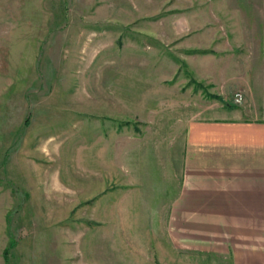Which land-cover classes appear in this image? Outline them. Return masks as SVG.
I'll return each mask as SVG.
<instances>
[{
  "label": "rangeland",
  "instance_id": "rangeland-1",
  "mask_svg": "<svg viewBox=\"0 0 264 264\" xmlns=\"http://www.w3.org/2000/svg\"><path fill=\"white\" fill-rule=\"evenodd\" d=\"M260 56L264 0H0V264H228L168 237L151 154Z\"/></svg>",
  "mask_w": 264,
  "mask_h": 264
},
{
  "label": "crops",
  "instance_id": "crops-1",
  "mask_svg": "<svg viewBox=\"0 0 264 264\" xmlns=\"http://www.w3.org/2000/svg\"><path fill=\"white\" fill-rule=\"evenodd\" d=\"M211 57H196L195 74L213 86L219 73ZM253 66L236 74L241 105L223 99L203 111L200 99L177 126L155 133L151 154L152 179L164 193L172 189L168 237L180 250L223 255L228 264H264V59Z\"/></svg>",
  "mask_w": 264,
  "mask_h": 264
},
{
  "label": "built area",
  "instance_id": "built-area-1",
  "mask_svg": "<svg viewBox=\"0 0 264 264\" xmlns=\"http://www.w3.org/2000/svg\"><path fill=\"white\" fill-rule=\"evenodd\" d=\"M233 103L236 105H241L243 103V95L241 92L234 93Z\"/></svg>",
  "mask_w": 264,
  "mask_h": 264
},
{
  "label": "trees",
  "instance_id": "trees-1",
  "mask_svg": "<svg viewBox=\"0 0 264 264\" xmlns=\"http://www.w3.org/2000/svg\"><path fill=\"white\" fill-rule=\"evenodd\" d=\"M191 81H192V83H194V84H196V85H198V87L197 88H203L202 87V85H201V83H199V82H197L195 79H191ZM171 82V81H170ZM211 96V98H215V99H218L219 98V96L218 95H210ZM128 124V123H127ZM6 258H7V256H6ZM6 258H5V260H6Z\"/></svg>",
  "mask_w": 264,
  "mask_h": 264
},
{
  "label": "water",
  "instance_id": "water-1",
  "mask_svg": "<svg viewBox=\"0 0 264 264\" xmlns=\"http://www.w3.org/2000/svg\"><path fill=\"white\" fill-rule=\"evenodd\" d=\"M223 99L222 98H220V101H222Z\"/></svg>",
  "mask_w": 264,
  "mask_h": 264
}]
</instances>
